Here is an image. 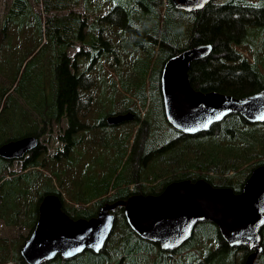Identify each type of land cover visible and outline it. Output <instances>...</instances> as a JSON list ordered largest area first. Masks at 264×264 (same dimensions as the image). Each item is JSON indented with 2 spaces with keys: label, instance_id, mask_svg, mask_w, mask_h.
Instances as JSON below:
<instances>
[{
  "label": "trees",
  "instance_id": "16d2710c",
  "mask_svg": "<svg viewBox=\"0 0 264 264\" xmlns=\"http://www.w3.org/2000/svg\"><path fill=\"white\" fill-rule=\"evenodd\" d=\"M33 1L38 2L45 13L50 10L53 12L51 17L45 18L44 23L40 14L31 11L27 0H10L6 14L0 21V68L3 66L8 67L11 61L13 62L12 67L0 69V77L2 76L13 83L11 90H6L1 86L2 81L0 78V143L6 139L14 140L25 136H38L40 131L36 128L35 122L30 119L29 112L35 110L43 123L53 118L57 120L59 116L65 115L68 125H66V130H63V134L59 135V139L64 146H62L63 153H67L68 148L75 144L70 137L75 131L79 130V127L76 119L73 120L72 114L76 102L79 103L81 98L85 96L83 88L85 86L84 76L86 75V72H75V65L80 66L88 57L92 58L93 56L90 55L92 51L94 56H102L104 49L101 45H98L99 38H96L93 22L100 20L101 15L104 13H108L104 21L110 22L113 27L132 33L135 41L139 39H141L140 41H147V48L146 50L144 48L143 52L148 54L146 57L148 65L146 67H150L148 72L149 85L153 77L152 83H156L158 86V76H156L153 67L158 60L160 61L159 66H161L169 56L186 46L210 43L212 45L210 54L190 63L188 76L192 87L201 91L214 90L234 97L251 94L264 88V51L260 53V47L263 44L262 39L264 38V33H260V31H264V5L259 4L260 0H222L219 3L212 0L197 11L178 10L174 8L170 0H140L145 5L144 8L137 3L138 0H125L120 4L122 8L113 5V7H107L106 9H102V6L107 4L102 3V0ZM158 4H163V7H158ZM79 5H81L80 10L74 11V7ZM133 5L145 11V15L142 14L144 18L142 31H134L126 23V15L122 12L123 9L129 10ZM154 6H157V12ZM63 11H66V13L61 14ZM178 11H183L184 14L180 15L177 13ZM55 12H60V14H54ZM172 12L180 20L184 17L182 18L184 20H181V25H177L178 23L174 21L173 17L171 18L169 13L172 14ZM88 17L92 20L86 33L83 23ZM177 27H181L182 34L177 31ZM29 30L35 31L36 36L30 42L25 37V33ZM142 35L145 37H141ZM43 38L44 41L42 42ZM73 42L85 44L87 50L86 48L77 50L74 55L72 54L73 59L70 62L69 58L64 56L63 53L65 46L67 47ZM134 43L137 47L142 46L139 42ZM243 44L252 52L250 60L235 48V46H242ZM6 47L10 48L8 53H4ZM40 51L41 53H39ZM107 52H109V58L115 63L114 54L112 52L110 54L109 49H107ZM46 72L49 73L47 79L49 83L44 81ZM144 89L145 77H143L142 83L136 87V99L142 107L146 103ZM16 96H20L24 100L28 105V110H24V108L22 110L17 109L16 102L13 99ZM157 101L160 104L162 113L161 101L158 95ZM130 108H132V112L139 114V111L133 109L131 103H128L123 109H120V112L116 113L128 112ZM14 109L17 113L16 117L14 116ZM161 113L159 112V117L160 120H163V114ZM1 114L6 115V117L1 119ZM222 122H227V125L222 126ZM139 123L140 120H138L137 128H140ZM238 125H245L250 132L239 133L238 129L242 127ZM255 127H262V132L252 133L251 129ZM214 130H217L218 133L213 134ZM175 131L178 136L182 137L208 135L214 138L217 135L223 137L224 140L229 138V141H237L240 146L235 148L231 144L220 148L218 142L213 147L206 148L205 153H192L191 162L193 160L197 161L198 170L184 172L183 175L178 177L174 176L173 179H170L171 181L183 178L192 181L202 178L212 186L230 187L234 192H237L249 174V172L244 174L246 166L251 170L256 165L264 164V122L248 123L237 113H231L219 122L212 124L205 132L186 135L177 130ZM187 149L188 145L182 148V151ZM32 150L24 161H21V172L7 173L6 181L3 182L4 186L0 187V217L6 225L16 223L18 216H22V214L18 215L21 208H18L17 201L24 200V197H26L22 196L20 192L16 193L18 188L13 181L14 178L21 175L24 170L26 172L32 166L47 165L48 162H53L51 157L48 158V155H45L43 147ZM60 151H62V148L55 152V156L59 155ZM238 151L252 154L244 160L246 162V164L244 163V169L243 167L239 169V176L244 174L239 184L232 179H228L230 168L238 161V157H236ZM47 159L48 161L45 163L44 161ZM35 160H40V162ZM168 163L171 164V162ZM168 166L170 168L174 167ZM3 167L4 165H0V170ZM214 177L220 183H215L213 181ZM225 179L229 181L225 182ZM170 180L159 184L158 189L155 185L142 186L140 181H137L136 186H132L131 189H128V186L119 187L118 185L108 189V185H106L103 194L96 200V204L100 205L105 201L111 202L113 199H122L129 194H156ZM49 188L47 185L42 193L35 196V200H33L34 207L31 212L25 209L22 210L23 214L27 213V217L32 218L30 225L26 221L24 222V225L29 227V232L35 223L36 208L41 197L46 193L57 194V192L50 191ZM25 203L29 202L26 200ZM64 210L72 218H88L96 212L95 209L71 210L67 206ZM118 213L116 211L114 214L116 219ZM194 228L197 232L204 233L205 237L211 229L214 239L210 241L238 251L240 263L244 259L241 248L228 247L219 237L215 226L211 222H198ZM260 233L262 250L256 256L254 264H264V225ZM183 247L180 248V251H184ZM201 247L209 248L206 240L199 244L198 249ZM12 249L13 247H7L5 237H0V256L4 255V259L0 260V264H25L18 252L14 254L11 252ZM96 254L103 256L106 253ZM119 255L116 254V257ZM94 264L97 263L94 262Z\"/></svg>",
  "mask_w": 264,
  "mask_h": 264
},
{
  "label": "rangeland",
  "instance_id": "374dc122",
  "mask_svg": "<svg viewBox=\"0 0 264 264\" xmlns=\"http://www.w3.org/2000/svg\"><path fill=\"white\" fill-rule=\"evenodd\" d=\"M9 1L0 0V21L6 14ZM124 1L102 0V3L109 4V6L107 4L102 6V9L113 7V5L122 8L120 4ZM214 1L219 3L222 0ZM27 2L30 4L33 13L41 15L43 23L46 21L45 18L52 16L53 12L50 10L45 13L38 2L33 0H27ZM137 3L142 8L145 7L142 1L138 0ZM259 4L264 5V0H260ZM80 7L81 5L76 6L73 10L79 11ZM158 7L162 8L163 4H158ZM142 8L139 9L136 5H133L129 10H122L126 15V23L134 31L143 30L144 18L142 14L145 15V11ZM154 9L157 12V6H154ZM65 13L66 11L61 12V14ZM177 13L184 14L183 11ZM54 14H60V12ZM107 14H102L100 20L93 22L96 38H99L98 45H101L104 49L102 56H94L92 51L90 54L93 56L92 58L88 57L80 66L75 65V72H86L83 88L85 96L81 98L79 103L76 102L75 104L72 118L73 120L76 119L79 130L71 135L70 138L75 144L68 148L67 153H63L64 146L59 139V135L63 134L65 128V116H59L57 120L53 118L43 123L35 110L29 111L30 119L35 122L36 128L40 131L39 141L44 147L45 155H48V158L51 157L53 162L50 161L47 165L32 166L26 172L24 170L21 175H17L13 180L18 188L16 193L20 192L22 196H26L24 197L25 201L22 199L17 201L18 208H21L18 215L22 214V216H18L16 223L5 226L0 221V237H5L7 247H13L11 250L13 254L19 251V246L27 238L29 227L24 225V222L26 221L29 225L32 223V218H28L27 213L23 214L22 210L25 209L31 212L34 207L33 200H35V196L42 193L47 185L50 187V191L57 192L60 195L64 209L67 206L71 210H98L103 203L97 205L96 200L103 194L106 185H108V189L114 188L116 185L119 187L128 186V189H131L132 186H136L137 181H140L142 186L155 185L158 189L159 184L173 179L174 176L178 177L183 175L184 172L198 170L197 161L193 160L191 162L192 153H205L206 148L213 147L218 142L220 148L231 144L235 148L240 146L237 141H229V138L224 140L223 137L217 135L214 138L208 135L200 137L178 136L163 116V120H160V104L157 101V95L160 97L159 86L152 83L153 77L150 80V85L148 83L150 68L146 67L148 65L146 58L148 54L143 52L144 48L145 50L147 48V41H140L141 39L135 41L132 33L122 31L113 27L110 22L104 21ZM172 14L169 13L171 18L173 17L174 21L178 23L177 25H181V20L183 21L182 18L184 17L180 20ZM150 17L152 18V15ZM91 20L88 17L83 23L86 33ZM177 28V31L182 34L181 27ZM260 33L263 34L264 31H260ZM25 37L29 42L33 41V38H36L35 31L29 30L25 33ZM141 37L145 36L142 35ZM262 41L260 53L264 51V38ZM134 42H139L142 46L137 47ZM83 48H86L85 44L73 42L71 45L65 46L63 55L67 56L71 62L73 59L72 54L74 55L77 50H83ZM235 48L250 60L252 52L247 46L243 44L242 46H235ZM107 49L110 50V54L111 52L114 54L115 63L109 58ZM8 51H10V48L6 47L4 53H8ZM159 62L158 60L153 66L158 77L161 67ZM12 65L13 62L11 61L8 67L10 68ZM8 67L3 66L0 69ZM143 77H145L146 103L142 107L136 99V87L142 83ZM0 78L2 87L6 90L12 88V82L2 76ZM48 78L49 73L46 72L44 74L46 83H49ZM13 99L18 110L23 108L28 110V105L20 96ZM128 103L132 104L134 110L139 111V114H136L138 119L133 117L132 120H127L128 122L123 121L115 125L102 123V117L104 121L106 116L120 112V109H123ZM16 115L14 109V116L16 117ZM5 117L6 115L1 114V119ZM138 120H140V128H137ZM223 125H227V122H222ZM238 126L242 127L238 129L239 133L250 132L245 125ZM251 131L254 134L260 133L262 127H255ZM212 133L217 134L218 131L214 130ZM186 145H188V149L182 151V148ZM61 148L60 154L55 156V152ZM238 152L241 155L237 154L238 161L232 165L233 167L230 168L228 174V179L234 180L237 184L242 181L246 172H250V168L246 166L244 174L239 176V169L242 167L244 169V163L246 164L244 160L248 159L250 154ZM35 161L40 162V160ZM47 161L48 159L44 162ZM168 162H171V164ZM176 162L178 163L175 164ZM168 165L174 167L170 168ZM20 166L18 160H11L8 167H3L0 173L21 172ZM213 181L220 183L216 177ZM228 181L225 179V182ZM3 182L0 187L4 186ZM26 200L29 203H25ZM115 200L113 199V201ZM113 210L114 214L116 211L119 213L116 215L117 219L114 216L110 235H108L109 237H107L108 239L102 247L103 252L106 254L101 256L90 251H83L68 261L56 256L53 260L42 264H94V262L97 264H153L154 262H160L161 264H240L238 251L210 241L214 239L211 229V233L207 232L205 237L204 233L197 232L195 228H193L191 237L192 243L189 241V245L185 244L184 251L177 260L170 263L164 259L160 261L154 256L152 249H144L145 246L137 243H143L141 240L137 241V238H133L131 234L129 235L119 208L115 207ZM113 210L110 212H113ZM204 240H206L209 248L201 247L198 249L199 244ZM124 250H126L125 253ZM116 254L120 255L116 257ZM120 257L123 258L118 261ZM1 259H4V255L0 256Z\"/></svg>",
  "mask_w": 264,
  "mask_h": 264
},
{
  "label": "water",
  "instance_id": "95a60500",
  "mask_svg": "<svg viewBox=\"0 0 264 264\" xmlns=\"http://www.w3.org/2000/svg\"><path fill=\"white\" fill-rule=\"evenodd\" d=\"M212 0H170L174 8L197 11ZM212 45L186 46L161 65L158 86L165 121L182 134L205 132L231 113L248 123L264 122V88L234 97L214 90L201 91L189 83L190 63L210 54ZM132 114H114L108 124L127 121ZM37 144L34 136L17 138L0 145V156L19 159ZM120 206L127 226L140 237L172 249L191 234L194 225L211 222L230 247L244 246L251 251L241 264H254L261 252L260 228L264 224V164L254 166L239 190L212 186L202 178L168 182L158 194H132L125 199L104 202L95 215L70 217L59 195L46 193L37 207V218L19 248L26 264L73 257L83 250L97 253L113 226L115 207Z\"/></svg>",
  "mask_w": 264,
  "mask_h": 264
},
{
  "label": "flooded vegetation",
  "instance_id": "af4514ba",
  "mask_svg": "<svg viewBox=\"0 0 264 264\" xmlns=\"http://www.w3.org/2000/svg\"><path fill=\"white\" fill-rule=\"evenodd\" d=\"M161 101V100H160ZM161 109H162V107H161ZM127 112V111H126ZM125 112V113H126ZM128 112H130L131 114H132V116H131V120L133 119V117H134V119L135 118H137L136 117V114L134 113V112H132V108H130L129 110H128ZM114 114H120V113H113V114H110V115H114ZM121 114H123V113H121ZM163 114V113H162ZM20 115V114H19ZM109 115V116H110ZM65 115H63V117H64ZM107 117L108 116H106L105 117V120L103 121V118L101 119V121H102V123L103 124H108V122L106 121V119H107ZM59 118V117H58ZM56 119V118H55ZM129 121V120H128ZM127 121V122H128ZM122 122V121H121ZM120 123V122H119ZM66 125H68V122H67V118H66V116H65V128L63 129V130H66ZM108 125H115V124H108ZM178 131V130H177ZM178 132H180V131H178ZM181 133V132H180ZM182 134V133H181ZM36 137V139H37V144H36V146H35V148L34 149H36L37 147L38 148H40V147H43L42 146V144H40V141H39V136H35ZM1 145V144H0ZM44 148V147H43ZM33 149V150H34ZM32 150V151H33ZM31 152V151H30ZM29 152V153H30ZM27 153V155H25ZM23 156H22V161H24V159L29 155V153H28V151L26 152ZM0 165H4V167H6L7 166V160H6V157H0ZM5 179H6V172H3L2 174L0 173V185H1V183L3 182V181H5ZM185 179H188V178H185ZM178 180H182V179H178ZM190 180V179H189ZM193 181V180H192ZM171 182V181H170ZM166 185V184H165ZM164 185V186H165ZM163 186V187H164ZM163 189V188H162ZM161 189V190H162ZM159 193V192H158ZM158 193H156V194H158ZM149 194H151V193H149ZM130 195H132V194H129V195H127L126 197H128V196H130ZM125 197V198H126ZM125 198H122V199H125ZM105 202H107V201H105ZM112 202V201H111ZM104 203V202H103ZM108 203H110V202H108ZM0 205H1V200H0ZM4 206H6V205H4ZM118 208H120V213H121V216L123 217V215H122V209H121V207H119L118 206ZM96 213V212H95ZM113 214H114V210H113V212H112ZM95 215V214H94ZM126 224V223H125ZM196 225V224H195ZM194 225V226H195ZM264 225V224H263ZM262 225V226H263ZM126 226H127V224H126ZM128 228V229H127ZM127 231L129 232V235L131 234L132 236H133V238H137V241L138 240H141L143 243H140V242H137L138 244H140L141 246H145L146 248H144V249H152L153 251H154V256L156 257V258H158V259H160V261H162L163 259L164 260H167L169 263L170 262H172V261H175V260H177L179 257H180V255H181V253L183 252V251H180V248L182 247V246H185V244L186 245H189V241H190V243H192V241H191V237H192V234H193V228H192V230H191V234H190V236L185 240V241H183L181 244H179L178 246H176V247H174V248H172V249H168V248H161L160 246H159V244L158 243H156V242H152V241H149V240H147V239H144V238H142V237H140L138 234H136L132 229H130L128 226H127ZM112 229V228H111ZM261 229H262V227L260 228V232H261ZM110 233V232H109ZM260 236H261V233H260ZM262 238V237H261ZM224 242V241H223ZM261 243V242H260ZM105 244V243H104ZM226 244V243H225ZM227 245V244H226ZM228 247H230L229 245H227ZM234 247V246H233ZM234 248H241V250L243 251V254H244V256H243V258L245 257V255L247 254V253H249L251 250L250 249H248L247 247H244V246H237V247H234ZM89 251V250H88ZM90 252H92V251H90ZM126 252V250H124V253ZM92 253H94V252H92ZM97 253H103V248H101L100 249V251H98ZM76 255H74L73 257H75ZM73 257H69V258H65L67 261L69 260V259H71V258H73ZM121 258H123V257H120L119 259H118V261H120L121 260ZM22 259V258H21ZM22 261H23V259H22ZM157 263H159V264H161L160 262H154L153 264H157Z\"/></svg>",
  "mask_w": 264,
  "mask_h": 264
},
{
  "label": "crops",
  "instance_id": "0c3cea01",
  "mask_svg": "<svg viewBox=\"0 0 264 264\" xmlns=\"http://www.w3.org/2000/svg\"><path fill=\"white\" fill-rule=\"evenodd\" d=\"M48 62V61H47ZM13 140V139H12ZM7 141H9V140H4V141H2L0 144H3V143H5V142H7ZM38 204H39V202H38ZM38 204H37V207H38ZM36 212H37V208H36ZM0 221L6 226V223L4 222V220L0 217Z\"/></svg>",
  "mask_w": 264,
  "mask_h": 264
},
{
  "label": "bare ground",
  "instance_id": "6f19581e",
  "mask_svg": "<svg viewBox=\"0 0 264 264\" xmlns=\"http://www.w3.org/2000/svg\"><path fill=\"white\" fill-rule=\"evenodd\" d=\"M12 44V43H11ZM23 44V43H22ZM24 48H26V47H24Z\"/></svg>",
  "mask_w": 264,
  "mask_h": 264
}]
</instances>
